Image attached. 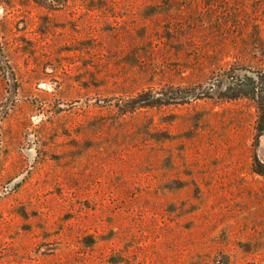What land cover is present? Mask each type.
Wrapping results in <instances>:
<instances>
[{"label": "rangeland", "instance_id": "rangeland-1", "mask_svg": "<svg viewBox=\"0 0 264 264\" xmlns=\"http://www.w3.org/2000/svg\"><path fill=\"white\" fill-rule=\"evenodd\" d=\"M0 264H264V0H0Z\"/></svg>", "mask_w": 264, "mask_h": 264}]
</instances>
